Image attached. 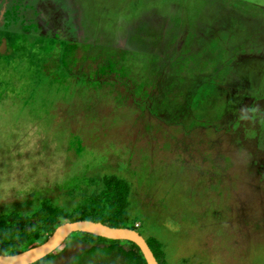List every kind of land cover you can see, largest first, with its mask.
I'll list each match as a JSON object with an SVG mask.
<instances>
[{"label": "rangeland", "instance_id": "obj_1", "mask_svg": "<svg viewBox=\"0 0 264 264\" xmlns=\"http://www.w3.org/2000/svg\"><path fill=\"white\" fill-rule=\"evenodd\" d=\"M111 176L165 264H264V0H0V215Z\"/></svg>", "mask_w": 264, "mask_h": 264}, {"label": "trees", "instance_id": "obj_2", "mask_svg": "<svg viewBox=\"0 0 264 264\" xmlns=\"http://www.w3.org/2000/svg\"><path fill=\"white\" fill-rule=\"evenodd\" d=\"M102 181L103 188L100 192L84 195L79 205L71 211L51 208L44 203L31 216L16 213L0 215V254L11 256L34 249L46 242L59 226L67 222L93 221L113 228L137 231L129 223L127 209L130 205L131 188L128 182L115 176L105 177ZM81 235L88 238L89 244L103 243V251L123 255L127 264H146L142 253L133 243L111 241L91 234ZM151 243L148 242L157 261L165 264L160 244L155 240Z\"/></svg>", "mask_w": 264, "mask_h": 264}, {"label": "water", "instance_id": "obj_3", "mask_svg": "<svg viewBox=\"0 0 264 264\" xmlns=\"http://www.w3.org/2000/svg\"><path fill=\"white\" fill-rule=\"evenodd\" d=\"M76 233L91 234L111 241L133 243L142 253L146 264H159L147 240L138 231L128 228H113L93 221L64 223L46 242L34 249L11 256L0 254V264H36L57 251L71 235Z\"/></svg>", "mask_w": 264, "mask_h": 264}, {"label": "flooded vegetation", "instance_id": "obj_4", "mask_svg": "<svg viewBox=\"0 0 264 264\" xmlns=\"http://www.w3.org/2000/svg\"><path fill=\"white\" fill-rule=\"evenodd\" d=\"M65 244V243H64ZM63 246V245H62ZM92 246L94 247L93 249H97L98 250V252H96V254L95 255H101V256H119V257H123V258H125L123 255H121V254H118V253H112V252H106V251H103V248H104V246H103V243H96V244H92ZM89 249V248H88ZM92 249V248H91ZM93 249L92 250H87V251H93ZM96 250V251H97ZM56 252V251H55ZM50 257V256H49ZM78 255H76L72 260H69V261H67V262H65L64 264H87L88 263V261H83V260H80L81 258L80 257H78ZM48 258V257H47ZM47 258H45L44 260H46ZM43 261V260H42ZM42 261H40V262H42ZM40 262H38V263H40ZM127 262V261H126ZM38 263H36V264H38ZM95 264H97V263H95Z\"/></svg>", "mask_w": 264, "mask_h": 264}]
</instances>
